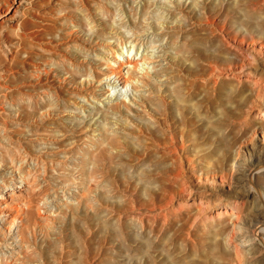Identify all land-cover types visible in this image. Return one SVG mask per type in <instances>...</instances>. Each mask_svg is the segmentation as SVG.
<instances>
[{"label":"rangeland","instance_id":"obj_1","mask_svg":"<svg viewBox=\"0 0 264 264\" xmlns=\"http://www.w3.org/2000/svg\"><path fill=\"white\" fill-rule=\"evenodd\" d=\"M30 1L11 0L13 10L0 24L12 27L16 10L28 7ZM60 3L52 4L60 17L56 36L68 26ZM63 4L75 20L90 23L81 34L94 46L68 43L65 52L104 64L100 70L114 63V56L149 57L153 63H140L138 71L140 76L148 71L151 84L136 80L123 89L104 76L95 83V97L89 100L65 89L59 97L42 101L39 95L45 88H33V65L16 70L10 80H0V143L22 142L32 154L25 156L28 162L19 161L16 150L11 155L18 161L0 154V197L17 196L12 186L16 177L24 176L22 164L38 169L37 177L46 188V194L36 195L37 207L29 210L23 239L16 224L12 228L0 218V264H264V236H257L264 223V206L255 202L264 199V174L254 178L252 185L246 176L257 161L264 162V113L251 110L254 99L264 100L256 96L254 76L248 77L250 71L264 75V0H88L85 4L70 0ZM206 5L229 14L239 33L228 36L219 27V36L213 38L200 28L190 16L201 15ZM104 10H111L113 16L107 17ZM182 44L213 49L239 46L235 72L243 82L229 81L217 92L194 84H189L190 91L178 72L176 83L171 78L167 82L161 72L164 67L183 56L184 66L191 63L192 54H177ZM87 79L94 81L92 76ZM176 84L181 93L174 94ZM162 92L170 102L184 104L189 120L183 127L190 137L192 162L184 158L179 177L176 160L161 143L166 127L155 119ZM29 94L40 102L31 104ZM48 100L55 110L51 117V108H43ZM117 103L122 114L111 108ZM47 118L52 121L44 122ZM115 133L125 147L107 151L103 169L101 165L104 175L89 177L95 169L97 143L103 134ZM238 139L243 147L240 155L233 145ZM248 148L257 150L252 159ZM227 155L231 160L226 161ZM244 155L242 173L237 166ZM39 156L44 158L40 165ZM159 205L165 208L151 212ZM38 210L46 211L45 220ZM148 220L154 221L155 230L144 228Z\"/></svg>","mask_w":264,"mask_h":264},{"label":"bare ground","instance_id":"obj_2","mask_svg":"<svg viewBox=\"0 0 264 264\" xmlns=\"http://www.w3.org/2000/svg\"><path fill=\"white\" fill-rule=\"evenodd\" d=\"M15 1L16 0H14V2ZM63 1L70 0H61L59 8V10L64 11L63 19L66 21V24L68 26L67 31L64 34L60 33L59 36H56V33L57 31H59L57 24L60 17L55 16L54 8L52 6V4L58 2V0H31L28 7L24 9L20 7L16 10L15 17L13 18V21L15 22L12 27H7L4 24H0V80H10L11 74H15L16 70H18L19 72L20 68H25L27 66L31 67V65H33L36 72L32 74L33 81L31 82L34 84V89L45 88L42 95H39L42 101L45 99V97L49 96L59 97L60 94L65 91V89H67L70 94H75L76 96L83 97L89 100L90 96L95 97V83L101 82L104 76H107V79L109 80L115 79L116 84L113 85H121L123 89H126L130 85L133 86L136 80L142 81L145 85L151 84L150 80L147 78V75L150 76L148 71H146L145 73L143 72L144 74L142 76L139 75L138 71L140 70V63H153V61H151L149 57L143 56L141 59H136V57L133 55L131 57L127 55L125 57V55L123 56L122 54H120V57L123 56L122 59L116 58L119 56H114V63L107 64L105 70H100L101 65L104 64L98 62H96V64H92L85 60H81L78 55H74L70 52H65L64 46L68 43L80 42V46L82 45L84 48H88V46H94L92 44L86 43L85 40L87 39H84L81 34L82 32H85L87 30L90 23L83 19L75 20L73 16H70V10L66 9L68 7L63 9V6H61V4L64 5ZM77 1L78 3L84 2V4L88 2V0ZM43 5L45 6L43 7ZM13 6L14 3H12L11 0H0V16L4 13H7V15L0 17V21L9 16V13L13 10ZM202 9L203 13L201 15L190 16V18H196L198 22L197 25L203 30L208 31L213 36V38L219 36L217 34V28L219 27H221L224 33H226L228 36H232L233 33H239L234 29V23L233 20L230 19L229 14L219 12L218 9L210 5H206L202 7ZM105 14L107 15V17L113 16V12L111 10H107ZM221 19L224 20L223 24H221L219 21ZM71 25H73V28H71ZM94 28L95 27H93L92 29ZM100 31L101 30H99V32ZM46 35H52V37L48 39L46 38ZM121 39L122 44H124L125 40H123V38ZM242 41L246 42V38H243ZM239 51H241V48H239V46L223 47L222 45H216L213 49L198 48L196 46L191 47L182 44L179 48H177V54L185 55L186 52L187 54H192L191 56L189 55V60L191 63L188 66H184L185 61H182L184 59L183 56L180 59L178 58V61H173L167 67H164L161 72L167 76V82L170 78L175 82V77H177L176 72H178V78L181 81H187V86H189V84H194V86L196 87L199 86L212 90L213 92H217L220 87H223L229 81H242V77H240L235 72L237 65H239L236 62ZM22 53H26L27 56L23 57ZM231 54H234L235 57L228 56ZM36 57H38L41 61L43 59V61L36 62ZM174 73H176V75H174ZM54 74H56L57 78L53 77ZM89 76H92L94 81L88 80L87 77ZM252 76H254V82L258 85L259 88L256 96L258 99L262 97L264 100V75L257 73V71H250L248 77L252 79ZM3 81H0V86L2 85ZM167 82L165 81V83ZM134 88L136 90L139 89L138 87ZM189 90L191 91L190 86ZM181 91V86L176 84V87L174 88V94L175 92L181 93ZM29 97V101L31 102V104H33V102L37 104L40 102L39 100L35 99L32 94H29ZM158 99L159 113L158 117H156L155 119L158 124H162L163 127H166L162 131L163 133L161 137V143L162 145H164L165 150L168 151V153L174 158V160H176L177 171L175 176L179 177L182 175V171L184 170H182L184 158H186L189 162H192L189 154V147L187 146L190 137L183 127V125H189V120H187L185 116L186 112L183 110V103H180L179 101L170 102L169 98L164 94V92L160 94ZM46 107L51 108L52 102H50L49 100L46 101L43 108ZM147 107L148 106H146V109ZM111 108L115 112L122 114L121 104L117 103L116 105H112ZM256 108L259 113H264V102L254 99L251 110H255ZM174 109L177 111V113H180L179 116L174 111ZM54 112L55 110L53 108H51L50 111L48 110L49 116L51 117ZM149 115L150 117H155L150 112ZM43 121L51 122L52 120H50V118H47ZM141 129L142 131L144 130L142 127ZM150 134H154V130L151 131ZM180 135L182 137L181 142H179ZM118 136V133L110 136L103 134V138L98 142L99 144L97 143L98 152H96L98 153V155H96L95 159V169H93V171L89 173V177L96 178L97 173H101V175H104V171L102 169L105 165L103 164V162L106 160L105 154L107 153V151H109L110 149L113 150L125 147L124 143L123 145L120 143ZM21 143L14 144L13 142H9L7 145H3L0 143V154L10 155L12 161H18V156L20 157L19 161L23 159L27 160V158L25 159V156L31 155L29 157H32V154L31 152L29 153ZM233 145H237L239 147L237 152L238 155H240L243 147L242 145H240L239 139L235 141ZM15 150L18 154L17 158L14 155H11V152H14ZM256 153V149H249L248 154L251 159L254 158ZM229 160H231V156L227 155L226 161ZM246 160L247 158L244 155L243 161L240 162L237 166L238 170L242 173H245L244 167L246 164ZM43 161V157L36 159V163L38 165H40ZM20 171L24 174V176H20L19 178L15 176L16 179L14 181V185L12 186L15 190L14 194H16L17 196L15 198L10 196L12 197V199H2V197H0V218L2 219V221H4V223H10V227L16 224L17 229L19 228L20 231L19 235L23 239L25 235L23 229L28 227L26 221L27 218H29V210L37 207L35 205L36 195L46 194V188L41 186L40 179L37 177L38 169H30L26 167V165L22 164ZM224 173L225 172H223L222 177H224ZM262 174H264V162H261L259 160L254 164V168L251 171L247 172V178L250 177L247 182H250V184L252 185L253 179L257 178V176H261ZM81 184L84 187L90 188V186L87 185L85 181H81L80 185ZM253 186L252 187L255 189L256 185ZM8 187H10L9 183ZM5 188L8 189L7 187ZM249 194L250 191L246 190L245 195L247 196ZM255 202H257V206L260 208L264 206V199H258ZM255 205L256 203L254 204V206ZM164 208L165 206L159 205L156 208L153 207V209H151V212L158 209L163 210ZM39 211L40 210H38V212ZM226 212L229 213L228 211ZM42 213H40L39 218L45 220L47 216L43 215L44 213ZM158 214L162 215L163 213L161 212ZM163 215L166 216L167 214ZM236 215L238 216V213H236ZM143 226L146 230L152 228L154 226V221L148 220L147 222H144ZM152 230H155V227H153ZM257 236H264V223L259 227ZM248 248H250V246Z\"/></svg>","mask_w":264,"mask_h":264}]
</instances>
